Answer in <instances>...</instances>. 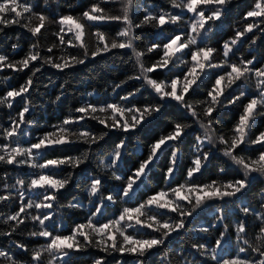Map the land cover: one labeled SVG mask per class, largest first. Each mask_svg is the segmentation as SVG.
<instances>
[{"label":"snow or ice","instance_id":"1","mask_svg":"<svg viewBox=\"0 0 264 264\" xmlns=\"http://www.w3.org/2000/svg\"><path fill=\"white\" fill-rule=\"evenodd\" d=\"M114 2L116 0H100V3L92 4L89 10L83 11L80 17L69 13L55 19L59 26L55 33L58 45L65 48L79 47L83 50V58L75 55L54 58L51 53L57 43L47 48V56L42 55L38 42L33 43L25 56L19 60H11L7 54L0 53V71L10 69L13 72H31L25 83L18 88L10 87L4 96L0 97V106L8 108H12L13 102L18 99L23 101V107L18 113L9 117V126L0 125V136L9 141L0 148V163L17 168L26 166L35 170L28 174L27 181L18 178L11 186L7 183L3 185L10 194L0 195V202L9 201L11 193L18 192L20 205L14 214L0 216V221L11 223L10 231L4 233L11 236L30 219L34 225L39 226V230L31 232L30 235L42 237L46 241L42 248L36 250L29 249L24 243L14 242V247L20 252L30 253L29 259L18 260L17 254L0 249V264L4 261L9 264H45L44 253L48 255L47 264H70L73 253L92 247L106 254L115 252L121 256H133L134 264H148L147 257L154 255H161L164 260H168L170 255H176L175 252L170 253L167 250L171 237L186 229L188 219L193 217L198 209L209 201H222L233 197L239 199L257 176L264 178V130L255 135L252 132L257 119L264 117V63L255 56L250 59H233L238 45L245 39L250 41L251 47L259 39L257 32L264 35V27H261L264 25V0H255L251 9L243 15L244 26L236 29L234 35L223 41L219 49L208 43L209 34L216 22L223 21L233 0H170L171 10L151 11L145 8L143 19L139 23H134L132 19L134 0H119L122 14H110L102 6ZM26 15L27 23L24 22ZM32 16L37 17L38 23H31ZM185 16H189L187 21L184 20ZM48 20L49 17L44 12L34 11V6L29 0H0V25H20L38 40L42 30H46ZM85 22L92 26L121 22L124 27L117 33V38L111 40L97 27L93 33L96 38L95 49L89 54L85 43ZM167 25L175 26L173 34L164 32ZM144 26L155 28L164 40L160 43L152 42L146 50H137L133 30ZM11 47L15 51L19 45L14 43ZM116 49H131L139 69V74L128 76L112 86L109 95L118 99L104 104L85 100L74 109V113L69 114L59 124L53 125L52 131L38 136L36 142L25 146L21 142V138L28 135L24 128L35 123L27 119V115L33 110L30 106V96L36 91L34 78L42 68L48 66L63 72ZM154 52L159 54V58L146 66L143 57ZM218 54L222 59L217 62ZM213 70L216 71L213 73ZM157 72L168 73V78H154L152 74ZM210 73L214 74V79L211 80L205 98L192 102L193 96L198 94ZM134 80L139 82V85L120 95L119 90ZM146 90H150L154 95L155 103L137 104L134 98L143 95ZM87 95L92 97L97 94L93 91ZM64 96V86L61 85V91L52 103H61ZM169 101L182 109L184 115L173 121L165 134L159 135L147 146L146 157L130 170L125 179L117 170L121 161L129 154L127 134L142 132L159 120L167 112ZM237 104L241 106V112L230 130L231 134L215 136L218 119L215 114L222 108L234 107ZM188 119H191L192 123L184 122ZM89 120L95 121L104 130L92 131L86 127ZM193 124L199 125L203 136H196L193 143V156L186 169L185 182L171 186L180 162V145L184 142V137L190 135L188 130ZM112 131L126 135L119 139L114 149L106 156L103 152L97 156L102 173L88 176L89 182L85 190L90 210L86 220L75 223L69 234L54 232V227H62L60 224L53 225V209L56 207L58 194L69 186L75 170L90 159V153L96 154L95 150L103 147L101 141ZM78 142L88 145V149L81 155L61 156L40 162V158L49 151L63 149ZM217 145L222 147L218 148ZM168 149H171V152L163 179L169 187L149 195L136 206H123L118 215L103 223L99 222L98 217L103 216L104 209L110 204L116 205L118 198L127 204L139 185L148 179L161 154ZM213 149L220 151L223 157L241 170V178L227 182L214 180L208 184L192 182L206 167L213 155ZM249 149H255L258 155L253 158L239 154ZM139 150L140 146L137 145V151ZM61 169L70 171L61 176L58 175ZM219 171L222 173L224 169L220 168ZM106 173H110L115 180L122 181L117 192L106 189ZM261 196H264V190H261ZM26 197L27 203L24 202ZM68 206L84 207L83 203L74 201H69ZM261 207L264 209V201ZM33 208L36 210L35 215L30 212ZM239 211L242 217L237 219L234 228L237 243L243 246L238 248L234 256H220L227 239L228 228L225 226L214 246L209 247L204 243L191 244L198 257L204 258V264H208L209 260L214 264H264V210L258 211L242 203L239 205ZM169 214H175V218ZM250 216L259 221V231L253 243L245 238ZM225 218L224 209L217 208L214 222L197 230L206 233L210 227L222 224ZM128 229L137 232L146 229L147 232L143 235H132L128 234ZM181 253L179 260L183 261L187 253L183 249ZM93 264H105V260L99 257L94 259Z\"/></svg>","mask_w":264,"mask_h":264},{"label":"trees","instance_id":"2","mask_svg":"<svg viewBox=\"0 0 264 264\" xmlns=\"http://www.w3.org/2000/svg\"><path fill=\"white\" fill-rule=\"evenodd\" d=\"M34 6V11L44 12L49 20L46 21V30H42V35L38 40L28 32L26 28L20 25L4 26L0 25V53L7 54L11 60L22 59L28 52L33 43L39 44L42 55L47 56V48L52 46L53 43H57L55 33L58 31V25L55 23L60 15L71 13L73 16L80 17L85 10H89L92 4L100 3V0H29ZM255 0H233L229 5L230 11L223 18L222 22H216L213 27V31L209 34L208 43L217 49L220 48L223 41L234 35V31L238 28H242L245 24L243 15L251 9ZM110 14H122V5L119 0L114 3H106L102 5ZM135 10L132 15L134 23H139L143 19L144 9L147 8L151 11H169L171 10L170 0H134ZM189 16H185L184 20L187 21ZM25 23L28 22L27 15L25 16ZM251 22V21H249ZM31 23L34 25L38 23L36 16L31 17ZM86 23V36L85 43L88 46L89 54L95 49L96 38L93 33L97 27L103 31L108 39H116L117 33L124 27L121 22H108L100 25L92 26ZM183 27V26H181ZM264 27V25H261ZM175 26L167 25L164 28V32L168 35L173 34ZM179 29H177L178 31ZM135 47L137 50H146V48L152 43H160L164 40V37L157 33V30L151 26H144L133 30ZM252 34H249L251 36ZM259 36L254 46H249L250 41L245 39L243 43L238 45V51H236L234 60L244 57L250 59L255 56L257 60L264 63V35L259 32L256 33ZM18 44L19 47L13 51L12 44ZM51 55L54 58L60 56L75 55L83 58V50L79 47H63L58 45L54 49ZM159 58L158 53L147 54L143 57L145 65H150L154 60ZM222 59L221 55L216 56L217 62ZM39 66V65H37ZM216 70H213V73ZM210 73L209 77L205 78L204 84L201 85L198 90V94L193 96L192 102H197L205 98L207 89L211 86V80L214 79V74ZM139 74L138 66L136 65L135 57L131 49L113 50L107 54L97 57L96 59H89L84 65H77L74 68L67 69L63 72L57 71L51 67L45 66L41 72L34 78L36 91H33L30 96L32 111L27 115V119L35 121L30 126H25L24 131L28 133L27 136L21 138V142L27 146L30 143L36 142L38 136H42L44 133L52 131L53 125H57L62 120L74 113V109L84 103L85 100H89L93 103L104 104L110 102L118 97L110 96L112 86L115 83L125 79L128 76ZM31 72L25 70L24 72H13L10 69H4L0 71V97H3L5 92L10 87L18 88L21 84L25 83ZM154 78L163 80L168 78V73L157 72L152 74ZM61 85L64 86L65 96L61 103L53 104L52 101L61 91ZM139 85V82L132 81L126 85L123 89L119 90L120 95L126 94L127 91ZM95 92L97 95L89 97V92ZM135 102L139 105L145 103H155L156 98L151 94L150 90L144 91L143 95H137ZM246 102V101H245ZM23 107V101L17 100L13 102V107L8 108L6 106H0V125L8 127L10 124L9 117L15 116L18 111ZM199 111V109H197ZM241 112V106L237 104L234 107L222 108L215 115L218 117L216 121L217 131L215 136L224 134L229 136L230 130L237 122L238 116ZM184 115L183 110L176 107L174 102H168L167 112L162 115L159 120H156L144 131L127 134L129 136L128 143V155L121 161L120 167L117 170L118 174H121L126 179L130 174V170L138 165V162L146 157L147 146L159 135L165 134L169 129L173 121L180 119ZM103 118V114H101ZM186 123H192L191 119L185 120ZM86 127L90 128L94 132H100L104 130L101 125L95 121L89 120L86 122ZM260 130H264V117L258 118L256 125L252 132L255 135ZM190 135L184 137V142L180 145V162L175 172V177L171 182V186H175L178 183H183L186 180V169L190 164L193 156L192 147L195 142L196 136H203V130L199 128L198 124H193L189 130ZM126 134L112 131L104 141H101L103 146L101 149H96V154L90 153V159L86 161L80 168L76 169L73 174L72 182L69 186L58 194V200L56 207L53 211L55 213V219L53 225L60 224L62 227L53 228L54 232L60 234H69L75 223L84 222L87 214L90 210L88 204L86 185L88 184V176L102 173V168L97 163V156L100 152L106 156L112 149H114L116 143L120 138H123ZM6 139L0 136V148L5 143H8ZM137 145L140 146V150L137 151ZM218 148L222 147L217 145ZM88 149V145L82 142H78L63 149L49 151L46 155L40 158V162L44 159H52L61 156H79L85 150ZM171 149H168L161 154V158L157 161V164L153 171L149 173L148 179L139 185L136 189L135 195L127 201V204L120 201L116 205H108L104 209L103 216L98 217L99 222L103 223L107 219L118 215L119 210L123 206H136L138 203L144 201L149 195L164 188L167 189V185L163 179L164 171L168 166V159ZM245 157H255L258 152L255 149H249L239 153ZM220 168L224 171L221 173ZM35 170L26 166L17 168L14 165H7L0 163V195H9L10 191L5 190L3 185H13L18 178H24L26 181L29 179L28 174ZM70 169H61L58 175H65ZM105 175V187L107 190L117 192L122 185V181H117L111 177L110 173ZM241 170L230 160L223 157L220 151L213 149V155L207 163L206 167L198 174L192 182L196 184H208L212 181L227 182L234 179L241 178ZM261 190H264V178L256 177L252 181L249 188L243 196L239 199L233 197L231 199L225 198V200L209 201L203 207L197 210L193 217L187 221L186 229L178 234H173L169 243L168 251L170 253L175 252L176 255H170L168 260H164L161 255L148 256V264H204V258L198 257V255L191 248L192 243H204L209 247L215 245V240L219 237L220 233L225 230V226L228 228L227 239L223 245V249L220 251V256L228 257L237 254L238 248L243 246L237 243L235 236V224L239 217H242V213L239 211V205L247 204L256 208L258 211L264 210L261 207L264 196H261ZM106 194V193H105ZM35 199V197H33ZM69 201L83 203L82 208L69 207ZM27 203V197L24 201ZM20 200L18 192L11 193V199L7 202H0V216L6 217L14 214L19 210ZM63 205V207H60ZM222 207L225 213V220L222 224H217L216 227H210L208 232H200L197 229L201 226H210L214 222L216 209ZM32 215L36 214V210L33 208L30 210ZM175 218V214H169ZM167 218V217H164ZM248 230L247 238L250 243L254 242V237L259 231V221L254 217H248L247 220ZM11 223L5 224L0 221V249L11 251L17 254L18 260H28L30 253H22L14 247V242H20L26 244L29 249L36 250L42 248L46 243L42 237H33L30 235L33 231H38L39 226L34 225L29 219L24 225L11 236L4 233L10 231ZM147 230L143 232H137L134 229H128V234L143 235ZM181 249L186 251L184 260H179ZM103 257L105 264H134L135 257L130 255L121 256L119 253L106 254L101 252L98 248L92 247L86 251L75 252L70 258V264H93L94 259ZM44 262L47 264L48 255L43 254ZM3 264H9L8 261H4ZM208 264H214L211 260Z\"/></svg>","mask_w":264,"mask_h":264}]
</instances>
